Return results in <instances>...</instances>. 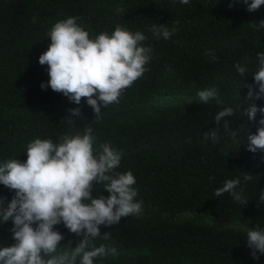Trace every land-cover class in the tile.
Here are the masks:
<instances>
[{"label": "trees", "instance_id": "obj_1", "mask_svg": "<svg viewBox=\"0 0 264 264\" xmlns=\"http://www.w3.org/2000/svg\"><path fill=\"white\" fill-rule=\"evenodd\" d=\"M69 17H77L90 38L111 34L117 25L141 31L153 49L149 70L118 103L101 104L99 119L86 98L77 105L50 86L41 88L50 79L48 66L39 63L51 43L48 33ZM261 20L264 5L250 13L243 0H0V164L26 161L27 144L36 138L59 143L90 127L94 148L108 143L122 153L115 171L133 173L136 199L143 200L142 214L101 226L110 238L95 239V246L115 248L116 255L94 264H264V255L253 259L245 241L248 229L257 223L264 228V205L257 207L264 150L247 148V136L264 127V114L255 121L243 117L248 85L259 91L251 73L258 70L257 53L264 52V29L255 27ZM154 24L175 28V34L158 39L149 31ZM245 57L249 73L241 77L235 65ZM213 87L223 103H200L198 92ZM253 101L264 107V98ZM236 105L241 110L228 118L230 130L239 133L234 142L213 118ZM77 108L81 115L74 116L70 110ZM217 127L218 142L205 141L203 134ZM244 173L252 175L247 184ZM237 177L246 206L227 193L214 195ZM101 193L102 185L94 186V195ZM14 195L0 184L4 205ZM12 227L11 221L0 225V247L15 244ZM56 227L65 237L58 251L82 239L63 224Z\"/></svg>", "mask_w": 264, "mask_h": 264}, {"label": "clouds", "instance_id": "obj_2", "mask_svg": "<svg viewBox=\"0 0 264 264\" xmlns=\"http://www.w3.org/2000/svg\"><path fill=\"white\" fill-rule=\"evenodd\" d=\"M180 2L187 5L189 0ZM243 3L251 13L264 5V0H243ZM77 19L58 21L49 31L51 43L40 55L39 63L48 66L50 79L41 88L47 90L50 86L77 105L86 98L99 119L101 104L107 108L118 103L122 93L149 70L146 65L152 59L153 49L144 45L147 37L143 32H132L120 25L111 34L105 31L90 38ZM255 27L258 31L264 29V20L256 22ZM149 31L158 39L168 40L176 29L170 31L165 24H154ZM216 59L211 56L212 62ZM248 59L245 57L243 65L239 62L235 65L241 77L249 73ZM257 60L258 70L251 75L259 91L248 85V106L243 108V117L250 121L256 120L257 113L264 114V107L253 101L264 98V52L257 53ZM198 97L202 104L211 100L223 103L214 87L199 91ZM241 108L242 105L225 107L213 118L217 125L223 122L234 142L239 133L230 130L228 118ZM70 111L74 116L81 115L78 108ZM259 123L264 125V118ZM218 128L204 133V140L217 143ZM92 132V128L86 127L83 135H65L59 143L36 138L27 144L26 161L15 158L0 164V184L15 191L7 207L0 198V225L11 221L13 227L9 231L15 240L12 246L0 247V264H94L95 258L116 255L115 248L96 247L94 240L110 238L108 232L101 235V226L117 225L121 218L142 214L143 200L136 199L138 190L134 187L133 173L115 171L122 153L108 143L94 148L96 138ZM247 148L252 153L264 150V127L247 136ZM251 179L252 175L244 173V184ZM97 185H102V193L94 195ZM105 191L110 195H103ZM225 193L244 206L249 203L240 177L228 179L214 195L220 197ZM258 197L259 208L264 205V191ZM60 224L82 237L75 247L69 241L65 250L58 251L65 239L56 227ZM245 241L252 258L259 260L264 255V228L257 223L248 229Z\"/></svg>", "mask_w": 264, "mask_h": 264}, {"label": "rangeland", "instance_id": "obj_3", "mask_svg": "<svg viewBox=\"0 0 264 264\" xmlns=\"http://www.w3.org/2000/svg\"><path fill=\"white\" fill-rule=\"evenodd\" d=\"M4 207H7V205H4Z\"/></svg>", "mask_w": 264, "mask_h": 264}]
</instances>
